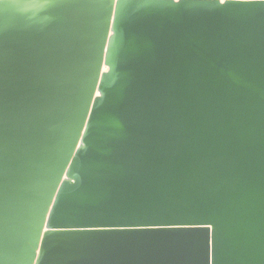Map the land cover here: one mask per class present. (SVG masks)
Wrapping results in <instances>:
<instances>
[{
    "label": "water",
    "instance_id": "1",
    "mask_svg": "<svg viewBox=\"0 0 264 264\" xmlns=\"http://www.w3.org/2000/svg\"><path fill=\"white\" fill-rule=\"evenodd\" d=\"M32 3L0 14L9 253L47 206L41 264H264V8L130 4L109 42V0Z\"/></svg>",
    "mask_w": 264,
    "mask_h": 264
},
{
    "label": "snow or ice",
    "instance_id": "2",
    "mask_svg": "<svg viewBox=\"0 0 264 264\" xmlns=\"http://www.w3.org/2000/svg\"><path fill=\"white\" fill-rule=\"evenodd\" d=\"M185 0H109L111 11L106 16V25L111 23L116 29L109 35L106 30L104 35V40L108 39L109 42L112 38L118 35L117 30V19L120 14L121 8L125 9L126 5L136 4L145 12H152L160 9H175L180 11L184 7ZM19 0H0V14L6 12V10L13 6H18ZM229 5H243V6H258L264 8V0H216L214 6L219 9L227 8ZM32 7H47L51 8L54 6H95L91 3V0H39V3H32ZM103 52V49L101 50ZM108 68L105 69L107 73ZM0 79H2V74H0ZM87 112L83 113L81 120L84 116H87ZM80 128H84V124L81 123ZM79 130V129H78ZM74 141L79 139V137H74ZM53 201L49 200L46 205L52 204ZM49 216V211L47 206L40 212V223L36 225L35 231L36 235H32L30 245L31 251L27 255L26 260L17 261L10 253L7 244V233H6V216L3 204L0 203V264H41L42 258L44 257V245L48 238L49 230L56 229V226L52 225L51 222L47 224L44 223V218Z\"/></svg>",
    "mask_w": 264,
    "mask_h": 264
}]
</instances>
